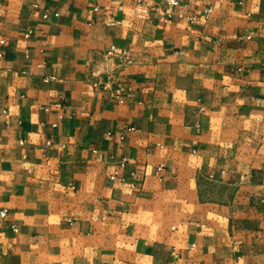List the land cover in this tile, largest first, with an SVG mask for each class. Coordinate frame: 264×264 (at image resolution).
Here are the masks:
<instances>
[{
  "label": "crops",
  "instance_id": "1",
  "mask_svg": "<svg viewBox=\"0 0 264 264\" xmlns=\"http://www.w3.org/2000/svg\"><path fill=\"white\" fill-rule=\"evenodd\" d=\"M180 2L0 0V264H264V0Z\"/></svg>",
  "mask_w": 264,
  "mask_h": 264
},
{
  "label": "built area",
  "instance_id": "2",
  "mask_svg": "<svg viewBox=\"0 0 264 264\" xmlns=\"http://www.w3.org/2000/svg\"><path fill=\"white\" fill-rule=\"evenodd\" d=\"M140 2V1H138ZM161 2V7L163 8V16L165 20H170L173 16H177V17H182L183 15L177 10V8L180 6L181 2L180 0H160ZM142 4V2H140ZM139 3V4H140ZM205 11H210V8L206 9ZM186 18L189 20V22H194V17L192 15H187ZM114 51V48L111 47L108 50V54H112ZM47 80V79H45ZM97 83H95L96 85ZM105 86V84H104ZM120 88H115L112 90V95L115 99L120 100ZM20 143H23V140L20 141ZM47 144H49V141L47 142ZM117 172L114 173V175H116ZM112 175V177L114 176ZM5 214V211H1L0 215L3 216Z\"/></svg>",
  "mask_w": 264,
  "mask_h": 264
}]
</instances>
